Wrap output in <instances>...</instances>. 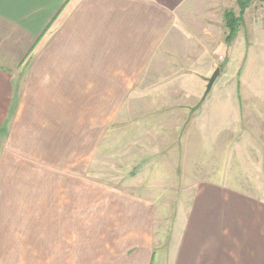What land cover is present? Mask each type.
I'll return each instance as SVG.
<instances>
[{
	"label": "rangeland",
	"instance_id": "obj_1",
	"mask_svg": "<svg viewBox=\"0 0 264 264\" xmlns=\"http://www.w3.org/2000/svg\"><path fill=\"white\" fill-rule=\"evenodd\" d=\"M189 1L186 22L158 49L144 85L130 89L127 102L105 104V119L71 122L78 148L62 168L57 199L0 216L4 264H22L25 255L105 264L118 250L106 242L134 239L139 216L149 225L156 263L167 256L200 181L221 174L222 184L264 198V64L254 44L264 30V0H249L228 42L223 15H239L237 1ZM14 75L21 86V71ZM62 123V133L72 130ZM11 126L5 123L3 142ZM263 247L254 242L252 264H264Z\"/></svg>",
	"mask_w": 264,
	"mask_h": 264
},
{
	"label": "crops",
	"instance_id": "obj_2",
	"mask_svg": "<svg viewBox=\"0 0 264 264\" xmlns=\"http://www.w3.org/2000/svg\"><path fill=\"white\" fill-rule=\"evenodd\" d=\"M189 3L0 0V216L28 213L30 201L57 199L62 168L71 165L73 154L76 159L77 139L71 135H77V124L71 122L105 119V104L127 102L130 89L144 85L158 49L168 48L175 28L186 22ZM260 38L254 44L263 65L264 30ZM10 66L21 71V86ZM62 121L72 130L62 133ZM221 181L220 174L198 183L167 256L155 263L149 225L139 216L134 239L120 235L106 242L118 250H110L113 258L105 264H252L247 256L254 242L264 244V198ZM22 264H62V258L25 255Z\"/></svg>",
	"mask_w": 264,
	"mask_h": 264
},
{
	"label": "trees",
	"instance_id": "obj_3",
	"mask_svg": "<svg viewBox=\"0 0 264 264\" xmlns=\"http://www.w3.org/2000/svg\"><path fill=\"white\" fill-rule=\"evenodd\" d=\"M236 1L240 11L239 15H235L233 10H226L223 15L225 28L227 30V35L225 37V40L227 42L231 40L232 37L236 34L238 26L241 23V14L245 10V8L249 5L250 2L249 0H236Z\"/></svg>",
	"mask_w": 264,
	"mask_h": 264
},
{
	"label": "water",
	"instance_id": "obj_4",
	"mask_svg": "<svg viewBox=\"0 0 264 264\" xmlns=\"http://www.w3.org/2000/svg\"><path fill=\"white\" fill-rule=\"evenodd\" d=\"M219 72H220V70L218 68L213 72L212 76L209 79V82H208V85H207V90L211 87L213 81L215 80V78L219 74Z\"/></svg>",
	"mask_w": 264,
	"mask_h": 264
}]
</instances>
